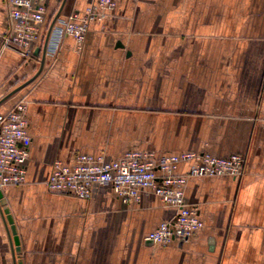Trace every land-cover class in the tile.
Listing matches in <instances>:
<instances>
[{"label": "crops", "instance_id": "obj_1", "mask_svg": "<svg viewBox=\"0 0 264 264\" xmlns=\"http://www.w3.org/2000/svg\"><path fill=\"white\" fill-rule=\"evenodd\" d=\"M62 1L47 0V27L31 60L15 47L0 49V100L39 71L42 50L35 52ZM90 2L66 0L39 73L0 104V112L26 104L32 138L25 182L1 188L17 262L264 264V0H117L89 23L80 45L65 25L75 13L81 22ZM8 24L0 0V43ZM131 151L155 160L243 154L245 172L190 177L185 199L203 227L165 245L145 237L176 210L148 190L125 203L110 185L88 198L47 187L55 161ZM0 264H14L1 213Z\"/></svg>", "mask_w": 264, "mask_h": 264}, {"label": "built area", "instance_id": "obj_2", "mask_svg": "<svg viewBox=\"0 0 264 264\" xmlns=\"http://www.w3.org/2000/svg\"><path fill=\"white\" fill-rule=\"evenodd\" d=\"M117 0H91L77 22L73 14L66 23V31L81 45L89 23L103 17L104 10L114 9ZM8 29L1 39L0 49L15 47L26 60L34 56L33 43L47 27V0H5ZM264 86V84H263ZM26 104L18 102L12 109L0 112V187L16 186L26 180V162L32 138L28 131ZM191 161L186 173H179V165ZM246 157L243 154L215 156L209 153L186 152L155 160L148 152L131 151L119 159L105 155L80 153L71 165L55 161L47 180L52 192H64L79 198H88L95 186L110 185L125 203L139 202L143 190L157 195L175 215L160 223L145 239L152 244L165 245L184 242L203 227L196 206L185 199V186L190 177H243Z\"/></svg>", "mask_w": 264, "mask_h": 264}, {"label": "water", "instance_id": "obj_3", "mask_svg": "<svg viewBox=\"0 0 264 264\" xmlns=\"http://www.w3.org/2000/svg\"><path fill=\"white\" fill-rule=\"evenodd\" d=\"M65 3H66V0H63L58 11L56 12V14L54 15L53 19L51 20L49 26H48V29H47V32H46V35H45V38H44V44H43V47L42 48H37L36 49V52L35 54H39L40 51L42 50V60H41V66H40V69L41 67L43 66V63H44V60H45V55H46V52H47V48H48V44H49V40H50V37H51V34H52V31H53V27L57 21V19L59 18L60 16V13L61 11L63 10L64 6H65ZM39 69V71H40ZM39 71L35 74V76L39 73ZM34 76V77H35ZM33 77V78H34ZM33 78L29 79L27 82H25L24 84L28 83L29 81H31ZM24 84H22L21 86L15 88L14 90H12L7 96H5L4 98H2L0 100V104L7 98L9 97L10 95H12L13 93H15L18 89H20ZM3 196V193H2V189L0 188V200ZM4 212H7L6 210L3 211L1 209V204H0V213H1V216L3 218V221H4V224H5V227H6V231H7V234L10 238V242H11V250H12V256H13V262L14 264H21L19 262H17V256H16V252L18 251V236L16 235V231H15V228L14 226H12V220L10 218V216H6ZM8 223L11 224V229L9 228L8 226ZM151 243V242H150ZM15 246V247H14Z\"/></svg>", "mask_w": 264, "mask_h": 264}, {"label": "bare ground", "instance_id": "obj_4", "mask_svg": "<svg viewBox=\"0 0 264 264\" xmlns=\"http://www.w3.org/2000/svg\"><path fill=\"white\" fill-rule=\"evenodd\" d=\"M1 188V187H0ZM10 226V225H9ZM10 229H11V226H10Z\"/></svg>", "mask_w": 264, "mask_h": 264}]
</instances>
